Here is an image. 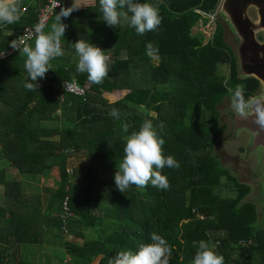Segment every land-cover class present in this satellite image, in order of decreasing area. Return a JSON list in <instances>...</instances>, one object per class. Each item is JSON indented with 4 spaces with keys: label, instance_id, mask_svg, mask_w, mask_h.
Returning <instances> with one entry per match:
<instances>
[{
    "label": "trees",
    "instance_id": "trees-1",
    "mask_svg": "<svg viewBox=\"0 0 264 264\" xmlns=\"http://www.w3.org/2000/svg\"><path fill=\"white\" fill-rule=\"evenodd\" d=\"M46 1L19 0V20L0 24V51L37 19ZM219 1L150 0L161 22L139 35L127 26L106 25L98 0H76L81 6L61 18L66 25L60 37L63 55L50 59L52 69L39 80L38 89L23 87L27 73L22 51L0 61V157L22 174L54 171L57 177L54 187L39 188L0 169L5 190L0 264H54L46 248L33 256L35 244L43 241L59 243L63 257L69 255L75 264H92L96 258V264H109L117 252L148 242L150 232L168 242L169 264H191L193 240L214 245L224 264H264V224L257 225V204L245 199L250 185L214 154L215 142L226 131L218 106L231 96L229 89L239 84L247 100L260 88L257 78L239 76L223 24L218 23L213 40L205 41L203 32L193 30L201 19L207 21L196 8L210 12ZM71 2L62 0L61 6ZM57 11L43 32H51ZM78 38L99 46L106 57L109 70L99 84L75 70L78 57L72 42ZM223 64L229 65L227 73L220 72ZM65 80H75L85 93L64 92L61 101L59 84ZM112 109L117 118L109 115ZM144 120L163 139L162 155L179 163L160 169L167 189L130 185L121 193L113 177L100 178L91 164L68 170V159L80 153L106 168L118 166L125 138ZM224 177L234 183L235 196L217 192ZM65 199L72 215L64 218ZM85 229H94L95 237L85 238Z\"/></svg>",
    "mask_w": 264,
    "mask_h": 264
},
{
    "label": "clouds",
    "instance_id": "clouds-1",
    "mask_svg": "<svg viewBox=\"0 0 264 264\" xmlns=\"http://www.w3.org/2000/svg\"><path fill=\"white\" fill-rule=\"evenodd\" d=\"M57 5L60 7L56 12L51 32L45 33L41 25H36L32 47L17 39L8 42L12 49L25 54L23 63L27 73V80L23 83L25 89H38L39 80L52 69L50 59L63 55L60 37L63 36L66 25L61 22V18L68 17L81 6L76 0H72L68 6H61L59 3ZM98 5V12L106 25L115 28L127 26L139 35L154 31L161 22L159 9L150 0H98ZM20 14L19 0H0V24H13L19 20ZM72 47L78 57L76 72L87 73V80L93 84L101 83L109 70L102 49L88 39L80 38L72 42ZM229 91L231 108L235 116L246 118L251 114L254 123L260 129H264V100L258 98L246 100L239 84ZM109 115L118 117L115 109L110 110ZM121 130L127 132L128 125L122 123ZM163 143L150 120H144L137 130L128 134L123 144V155L113 173L115 189L121 193L130 185L140 188L151 185L157 189H167V177L161 174L160 169L176 168L179 163L171 155H162ZM192 246L195 252L191 257V264H224L223 256L215 251L214 245H209L204 240H193ZM170 255L171 248L166 239L157 232H150L148 242L138 245L135 250L125 249L117 252L109 260V264H169Z\"/></svg>",
    "mask_w": 264,
    "mask_h": 264
},
{
    "label": "rangeland",
    "instance_id": "rangeland-1",
    "mask_svg": "<svg viewBox=\"0 0 264 264\" xmlns=\"http://www.w3.org/2000/svg\"><path fill=\"white\" fill-rule=\"evenodd\" d=\"M218 23L223 24L225 28V39L234 49L235 48V43L233 41L234 34L224 24V22L221 20L219 15L217 17L216 23L201 24L199 22L194 27L193 30L194 32H198V31L203 32V34L205 35V41L213 40ZM152 60L154 63L158 62V58L154 55H152ZM219 69L221 73H227L229 71V65L228 64L220 65ZM106 95L109 97L110 100L114 99L113 95L111 94H106ZM137 107L142 108L140 106H137ZM218 107H219V110L221 111V120L223 123L226 124V131L215 142L214 154L220 158L222 164L228 167L231 170L232 174L238 178V180L242 182H246L250 185V192L246 196L245 199L254 201L257 204L258 214H259L257 225L262 226L264 224V199L260 192L259 183H255V184L249 183L250 182L249 177H250L251 171H253L256 167V158H257L256 153L253 154V153H249L246 151V143L249 138V132L246 129H242L240 133L234 136L230 135L231 126H232L231 96L225 97V99L219 104ZM89 164L93 165L95 168H97L100 171L99 177L103 179L113 177V173L116 170L115 166H117L115 163H113L112 165H110V167L106 168L102 166L101 163L98 162L97 160H92L91 156L88 153L75 154L74 156L68 159L69 171H71V169L73 168L84 167ZM16 172L17 173H11L9 178H12L13 180H18L20 182H25L35 187L38 186L39 188H42L45 186L54 187L55 184L57 185V183L55 182L57 181V177L54 171H51L45 175H35V176H29L26 174H22L21 172H18V171ZM3 189L4 188H2V190ZM217 192L222 196L232 197V196H235L236 194V187L234 186V183L232 181L227 180V178L224 177L222 179V184L217 190ZM84 234H85L84 237L88 239H91L95 237L96 235L94 232V229H85ZM76 240L82 241L83 239L78 238ZM43 242L44 243L42 244H35L33 248V253H34L33 256H37V253L41 254L42 249L46 248L49 252L52 253V259H53L54 264H75L73 261L69 259L70 258L69 255H66L63 257L64 248L59 243L57 244L51 243L49 245L45 241ZM58 256L63 257V260L61 261ZM42 260H44V258ZM97 261H98V258H96L92 264H96Z\"/></svg>",
    "mask_w": 264,
    "mask_h": 264
},
{
    "label": "water",
    "instance_id": "water-1",
    "mask_svg": "<svg viewBox=\"0 0 264 264\" xmlns=\"http://www.w3.org/2000/svg\"><path fill=\"white\" fill-rule=\"evenodd\" d=\"M218 15L234 34L239 76L255 77L260 81V88L250 98L264 100V0H220ZM231 113L230 135L234 136L242 129L249 132L246 151L257 154L256 167L251 171L249 183H259L264 199V129L254 123L251 114L239 118L233 110Z\"/></svg>",
    "mask_w": 264,
    "mask_h": 264
},
{
    "label": "built area",
    "instance_id": "built-area-1",
    "mask_svg": "<svg viewBox=\"0 0 264 264\" xmlns=\"http://www.w3.org/2000/svg\"><path fill=\"white\" fill-rule=\"evenodd\" d=\"M62 4V0H47L46 3L40 7L39 12H38V17L37 19L32 23L25 25L20 31L17 33L16 39L18 41H23L24 44H27L28 46L32 45L36 36V33L34 31V28L36 25H41L42 30L47 26L49 23L52 13L60 7V5L57 4ZM57 5V6H56ZM218 6L208 12L201 10L199 8H196V11L200 12L203 17L207 19L206 22H204L203 19H201L199 22L201 24L204 23H216L217 17H218ZM23 46V45H22ZM16 49H12L11 47L1 50L0 53H3L0 55V61L4 59L5 57L11 55L12 53L15 52ZM59 88L62 91L60 95V100L63 101L64 99V92H69V93H74L77 95H83L85 93V88L79 85L75 80H65L59 84ZM69 170V169H68ZM72 213L69 212L68 207H67V200H64V218L67 216H71ZM251 241H246V240H241L240 243L246 244L250 243Z\"/></svg>",
    "mask_w": 264,
    "mask_h": 264
},
{
    "label": "crops",
    "instance_id": "crops-1",
    "mask_svg": "<svg viewBox=\"0 0 264 264\" xmlns=\"http://www.w3.org/2000/svg\"><path fill=\"white\" fill-rule=\"evenodd\" d=\"M34 43V42H33ZM2 148L1 144H0V149ZM5 169L7 176L9 177L11 175V173H17L16 169L10 165V163L8 162L7 159H5L4 157H0V169ZM3 186L0 184V204L3 203L2 200H4V194H5V190L3 189Z\"/></svg>",
    "mask_w": 264,
    "mask_h": 264
}]
</instances>
